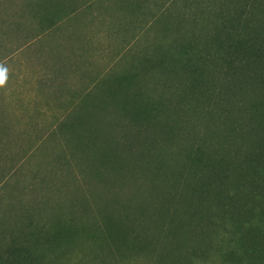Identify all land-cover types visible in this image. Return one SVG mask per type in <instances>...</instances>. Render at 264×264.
<instances>
[{
  "label": "trees",
  "instance_id": "16d2710c",
  "mask_svg": "<svg viewBox=\"0 0 264 264\" xmlns=\"http://www.w3.org/2000/svg\"><path fill=\"white\" fill-rule=\"evenodd\" d=\"M177 1H155L144 27H155ZM185 1L195 7V36L162 53L153 50L145 59L149 65L142 63L148 80L141 83L144 75L132 68L121 77L127 85L104 91L119 95L130 87L122 100L111 103L119 119L105 126L106 117L87 115L94 105L86 103L85 117L75 113L62 122L68 128L66 154L56 156L61 185L73 182L79 185L75 192L100 195L107 189L102 185H126L139 167L151 176L149 199L145 193L126 202L104 201L93 212L95 222L77 228L59 220L55 232L43 236L41 245H50L46 251L87 233L102 251L134 252L160 264H183L187 255L203 260L216 255L219 264H264V0H213L212 7L204 0ZM132 5L140 3L132 0ZM229 103L235 111L225 119ZM127 124L135 127L130 136L114 133ZM155 129L166 131L174 145L168 161ZM153 149L156 154L161 149V161L149 159ZM74 160H80L83 175L72 170ZM72 202L80 205L76 212L88 210L86 202ZM35 206L44 209L47 201L40 197ZM31 212H21V222L0 229V264H42L48 257L38 245L42 233L32 241L24 235L37 226ZM205 236L210 249L200 241ZM163 240L170 248L159 246Z\"/></svg>",
  "mask_w": 264,
  "mask_h": 264
},
{
  "label": "rangeland",
  "instance_id": "374dc122",
  "mask_svg": "<svg viewBox=\"0 0 264 264\" xmlns=\"http://www.w3.org/2000/svg\"><path fill=\"white\" fill-rule=\"evenodd\" d=\"M155 1L162 2L135 0L140 5H132V0H0V72L4 74L0 87L6 81L7 63L14 64L13 59L7 57L29 40L47 41L46 46L42 47L43 43L39 41L27 52L31 56L29 63L34 68L45 66L47 69L66 70L67 55H76L79 61L81 57L85 59L83 63L78 61L74 66L78 68L79 79L55 78L52 82L49 81L54 84L55 93L60 90L62 98H67L68 92L70 97L75 93L78 102L46 103L43 110L42 103H33L32 107L40 109H32L30 112L7 113L0 110V229H3V225L8 227L9 224H18L22 221L21 214L31 209L32 220L37 226L24 232V235L30 236L29 240L32 241L33 235L42 233L38 243L40 246L43 236L55 232L59 220L62 224L69 223L77 228L82 224L95 222L93 212L103 206L104 201L121 199L126 202L134 195L139 198L142 197L139 194L145 193V198L149 199L151 176L139 167L131 170L126 178V185L117 182L118 185L113 189H109V185H102V189L107 188L105 193L103 190L100 195H85L80 189L75 192L79 185L73 182L61 185L64 175L58 172L62 167H58L56 156L59 158L66 154L64 136L68 127L63 126L62 122L67 117L75 113L85 117L84 106L90 103L94 108L87 111V115L99 119L106 117L108 124L105 126L109 127L114 119H119L118 108L111 103L122 100L130 87L127 86L124 93L119 95L104 91L108 89L112 92L124 87L123 84L127 85L128 82H124L121 77L132 68L144 75L138 79L141 83L148 80L144 73L146 66L142 63L144 61L149 65V61L145 59L153 55V50L162 53L173 44L195 36V32L191 33L195 25L194 18L191 17L196 12H193L195 7L185 0H178L174 9L160 19L155 27H144L151 15L150 7ZM204 2L206 7H212L214 3L213 0ZM178 11H183L184 14L178 16ZM177 19L178 22H175ZM167 26L171 29H165ZM81 45L84 47L81 48ZM172 51L176 52L175 49ZM75 82L79 84L77 89L71 86ZM1 91L0 88V103L5 97ZM103 102L107 107L104 113L101 109ZM231 105L222 115L225 119H228L230 112L235 111L234 105ZM172 122L176 125L177 120L173 118ZM94 123L98 124L99 121ZM132 129L135 127L127 124L115 128L114 133L130 136ZM154 132L160 135L156 137L164 144L167 154L164 158L168 161L169 152L174 145L171 146L166 131L155 129ZM156 151L153 149L148 155L149 159L158 162L162 160V151L160 149L158 154ZM169 158L171 162L172 158ZM72 165L75 173L83 175L80 173V160H74ZM164 166L167 172L171 170L168 162H164ZM170 179L180 180L177 176ZM58 187H68L71 192L64 191V188L58 190ZM115 190L117 195L113 194ZM40 197L47 201L44 209L35 206ZM72 200L75 204L86 202L88 210L76 212L75 208L80 205L72 207ZM72 213H76L77 217ZM15 228L19 232L21 227ZM200 241L210 249L211 239L205 236ZM47 244L40 246L42 252L48 255L42 264H160L155 257L149 258L134 252L125 254L102 251L101 247L94 245L87 233L59 242L60 247L56 248L58 250L50 247L46 251L50 246ZM164 245L170 248V243L160 241L159 246ZM54 246H58L57 243ZM179 259L182 258L179 256ZM183 264H219V260L216 255L206 256L204 260L187 255L183 258Z\"/></svg>",
  "mask_w": 264,
  "mask_h": 264
},
{
  "label": "crops",
  "instance_id": "0c3cea01",
  "mask_svg": "<svg viewBox=\"0 0 264 264\" xmlns=\"http://www.w3.org/2000/svg\"><path fill=\"white\" fill-rule=\"evenodd\" d=\"M39 41L43 43L42 47L46 46V40H29L7 57L8 59H13L12 61L14 64L7 63L6 81L0 87L2 89V94L5 96L3 102L1 100L0 110L6 111L7 113L30 112L32 109H40L39 107H32L31 104L33 103H42L43 110L46 103H53L55 101L78 102V99L75 97V93L72 95L73 98L70 97L69 92L66 96L67 98H62L63 95L60 90L55 93L53 91L54 84L49 83V81L55 78L57 80H61L63 78L75 80L79 79L80 75L78 73V68L74 67L78 64L77 62L79 61V57L76 55H67L65 57V61L68 63V68L66 70L59 68V70H54L52 68L47 69L45 66L34 68L29 63L31 56H29L27 52ZM83 47L84 45H81V48ZM84 60L85 59L81 57V62L79 61V63H83ZM80 73H82L81 76L83 77V71ZM11 75L12 77H10ZM16 78H20L21 80H16ZM71 86L74 89H77L79 84L75 82V84ZM55 96H58L59 98H54Z\"/></svg>",
  "mask_w": 264,
  "mask_h": 264
},
{
  "label": "clouds",
  "instance_id": "9594fccd",
  "mask_svg": "<svg viewBox=\"0 0 264 264\" xmlns=\"http://www.w3.org/2000/svg\"><path fill=\"white\" fill-rule=\"evenodd\" d=\"M3 72H0V84H2L3 83Z\"/></svg>",
  "mask_w": 264,
  "mask_h": 264
}]
</instances>
